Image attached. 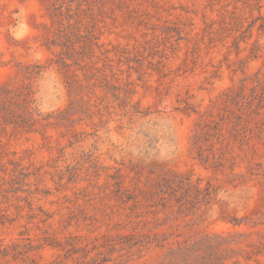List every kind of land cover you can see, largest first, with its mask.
I'll return each instance as SVG.
<instances>
[{
    "label": "rangeland",
    "instance_id": "374dc122",
    "mask_svg": "<svg viewBox=\"0 0 264 264\" xmlns=\"http://www.w3.org/2000/svg\"><path fill=\"white\" fill-rule=\"evenodd\" d=\"M0 264H264V0H0Z\"/></svg>",
    "mask_w": 264,
    "mask_h": 264
},
{
    "label": "trees",
    "instance_id": "16d2710c",
    "mask_svg": "<svg viewBox=\"0 0 264 264\" xmlns=\"http://www.w3.org/2000/svg\"><path fill=\"white\" fill-rule=\"evenodd\" d=\"M243 85L239 87V91L236 92V96L239 97L242 91ZM240 98V97H239ZM239 98L236 100V104L239 102ZM232 101L233 97L231 98ZM242 105L239 109H247L248 107H243ZM239 126V122H236L233 125L234 132H230L231 138L233 140L245 141L250 138H247L246 129L241 127L240 130L236 128ZM219 127V122H216L213 129H217ZM244 133V135H241ZM201 160L208 161V156L203 157L202 153L198 154ZM213 164L222 165L221 162L212 161ZM114 182L111 184L113 187L111 193L115 199L120 202H128L131 201L132 205L135 206L139 204L141 201L152 200L155 197H159L161 201L162 207H166L170 203L172 206L186 207V205L193 206L197 203H202V201H209L210 192L202 190L195 184H193L189 177H182L176 174H163L153 183H151L146 188H138L137 186H126L123 184L121 179V175H114L112 177ZM189 206V207H190Z\"/></svg>",
    "mask_w": 264,
    "mask_h": 264
}]
</instances>
